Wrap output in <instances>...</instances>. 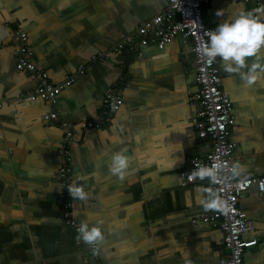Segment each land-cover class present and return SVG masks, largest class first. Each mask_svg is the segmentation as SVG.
Returning a JSON list of instances; mask_svg holds the SVG:
<instances>
[{"label": "crops", "instance_id": "0c3cea01", "mask_svg": "<svg viewBox=\"0 0 264 264\" xmlns=\"http://www.w3.org/2000/svg\"><path fill=\"white\" fill-rule=\"evenodd\" d=\"M166 6L167 0H0V264H95L57 201L60 121L73 124L70 187L75 181L88 193L84 200L72 197V215L79 224L98 223L103 264L226 262L222 231L200 220L205 209L196 202V187L210 186H181L179 180L190 160L209 149L192 124L197 85L190 42L178 36L121 58L111 53ZM257 7L264 0H208L203 18L216 26L241 8ZM17 30L27 35L34 65L52 82L73 78L53 105L16 68ZM99 53L109 56L94 60ZM220 68V86L232 103L230 139L233 162L242 166L239 177H264V79L244 87L221 60ZM111 87L123 105L105 123L102 97ZM52 110L57 120L46 124L43 117ZM83 121L102 124L82 131ZM120 150L130 157L123 176L108 168ZM78 175L86 179L76 180ZM239 207L254 223L244 237L258 243L244 259L264 264V191L250 188Z\"/></svg>", "mask_w": 264, "mask_h": 264}, {"label": "built area", "instance_id": "2783aa9c", "mask_svg": "<svg viewBox=\"0 0 264 264\" xmlns=\"http://www.w3.org/2000/svg\"><path fill=\"white\" fill-rule=\"evenodd\" d=\"M208 0H167V6L161 13L153 18L145 20L136 30L125 36L111 49V53L121 58L124 54L136 52L138 47H146L150 44L165 46L180 36L191 44L192 66L195 73L197 91L195 99L192 124L200 137L207 140L209 149L203 157H193L189 166L179 173L181 186L193 183H206L215 191L223 201L220 209H205L200 220L217 226L222 231L223 247L227 251V259L224 264H252L244 259L247 250L254 248L258 243L256 238L246 239L244 236L254 230V223L239 207V198L250 188L256 187L258 191H264V177H236L228 183L217 181L211 183L207 179L189 180L190 171L201 165H219L224 175L230 173L234 164L236 144L230 139L231 127L234 125L232 103L229 96L220 86L221 68L220 58L209 61L204 57L200 49L207 42L210 29L215 26H207L203 18V4ZM16 68L25 73L35 83V92L51 105L56 102L57 96L64 85L73 82V78L64 83H54L46 72L36 68L33 62V51L28 42L27 35L22 31L14 32ZM109 53H99L94 57L108 58ZM123 105V98L118 90L111 87L102 97L100 118L103 122L111 121ZM57 120L55 111L45 114L43 121L46 124ZM102 123L83 121L79 124L82 131H94L101 127ZM59 128L62 132L61 143L57 155L61 161L57 175L60 181V191L57 201L63 210V221L78 237L79 223L72 215L73 200L68 189L72 178L71 146L74 143L73 124L60 121ZM246 181V182H245ZM78 240H80L78 238ZM81 241V240H80ZM89 254L95 264H103L99 260L100 247L87 245Z\"/></svg>", "mask_w": 264, "mask_h": 264}, {"label": "clouds", "instance_id": "9594fccd", "mask_svg": "<svg viewBox=\"0 0 264 264\" xmlns=\"http://www.w3.org/2000/svg\"><path fill=\"white\" fill-rule=\"evenodd\" d=\"M217 11V15H222ZM261 14V15H258ZM264 7L254 10H237L229 15L223 22L217 23L214 29L209 30L207 42L201 47V54L214 61L217 57L223 62V68L229 73H237L244 87H249L258 80L264 79V62L260 53L264 50ZM130 157L123 151H114L108 163L109 171L113 175L123 176L129 167ZM242 166L238 163L231 165L230 173L224 175L219 165L201 164L193 168L188 174L189 180L207 179L211 183L220 181L228 183L239 177ZM86 179L78 175L76 180ZM246 182V181H245ZM73 198L87 199L88 193L83 185L73 186L68 189ZM196 202L204 209H220L223 201L210 187H196ZM187 203L191 205L192 201ZM78 238L87 245H98L104 239L98 223H90L88 219L82 220L77 229Z\"/></svg>", "mask_w": 264, "mask_h": 264}]
</instances>
